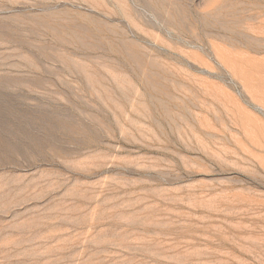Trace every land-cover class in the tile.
Masks as SVG:
<instances>
[{
    "label": "rangeland",
    "instance_id": "obj_1",
    "mask_svg": "<svg viewBox=\"0 0 264 264\" xmlns=\"http://www.w3.org/2000/svg\"><path fill=\"white\" fill-rule=\"evenodd\" d=\"M0 264H264V0H0Z\"/></svg>",
    "mask_w": 264,
    "mask_h": 264
}]
</instances>
